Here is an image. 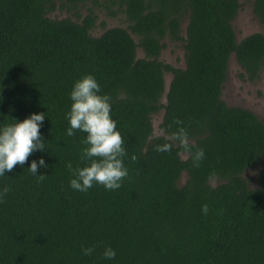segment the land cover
<instances>
[{
	"label": "trees",
	"instance_id": "trees-1",
	"mask_svg": "<svg viewBox=\"0 0 264 264\" xmlns=\"http://www.w3.org/2000/svg\"><path fill=\"white\" fill-rule=\"evenodd\" d=\"M251 4L263 31L238 39L239 0H0V129L45 113L48 148L0 176V190L11 189L0 203V264H264V119L222 98L232 54L243 79L264 70V0ZM59 8L76 18L51 16ZM98 12L126 25L94 35ZM168 42L183 43L184 66L161 58ZM89 74L125 140L129 176L117 190L70 187L66 164L85 166L88 145L86 133L67 135L66 116L74 83ZM175 119L192 153L204 149L201 167L166 139ZM164 143L170 154L155 151ZM41 158L42 182L28 170ZM107 247L115 259H104Z\"/></svg>",
	"mask_w": 264,
	"mask_h": 264
},
{
	"label": "clouds",
	"instance_id": "clouds-1",
	"mask_svg": "<svg viewBox=\"0 0 264 264\" xmlns=\"http://www.w3.org/2000/svg\"><path fill=\"white\" fill-rule=\"evenodd\" d=\"M100 93V84L90 74L77 80L70 93L72 104L66 116L70 124L67 135L74 136L77 131L87 134L83 143L88 147L81 154L85 166L74 168L71 162L66 164L73 177L70 187L80 192H87L96 184L107 190H117L129 176V170L124 165V157L127 155L125 140L117 130V121L111 116V97ZM44 120L45 113H34L22 122L16 120L0 129V176H4L6 171H14L17 165L23 167L34 152L48 150L40 132ZM173 123L179 127L166 139L177 142L179 148L192 155L193 167H201L205 159L204 149L196 148L192 153L195 145L190 141L187 128L182 126L183 121L175 119ZM173 147V143L158 144L155 151L170 154ZM131 159L135 161L138 158L132 155ZM41 166L47 167L43 158L39 163L33 160L28 170L42 182L47 175H37ZM10 190L9 186L0 190V203L5 201ZM202 212L208 214L207 204L202 206ZM94 251V247H87L83 249V254L91 256ZM103 257L113 260L116 252L107 247Z\"/></svg>",
	"mask_w": 264,
	"mask_h": 264
},
{
	"label": "rangeland",
	"instance_id": "rangeland-1",
	"mask_svg": "<svg viewBox=\"0 0 264 264\" xmlns=\"http://www.w3.org/2000/svg\"><path fill=\"white\" fill-rule=\"evenodd\" d=\"M241 3V8L233 21L235 32L238 39L251 34L256 31H263V27L259 20L255 17L251 0H239ZM82 15L86 13L85 9L81 10ZM99 18L97 25L93 28L92 33L94 35H100L104 29L116 25H126L124 16L119 14V16L111 17L105 12H98ZM51 16L55 17H72L76 16L72 12H68L65 9H56L51 13ZM104 22V25L101 23ZM185 28V24L183 27ZM139 55H142V51L139 50ZM161 58L174 66H184L185 56L184 48L182 42H168L164 50L162 51ZM242 69L235 59V55L232 54L228 65V75L227 79L223 84L222 98L230 105H238L250 109L255 112L260 118L264 119V70L261 77L255 81H250L243 79L240 76ZM172 73L167 72L165 74L166 91L168 85L171 81ZM165 91V92H166ZM163 101H165V96L163 95ZM163 111L154 115L153 126L154 133L161 134L159 129V124L161 122ZM183 158L187 157V153H182ZM259 166H264V159L261 161ZM245 175L249 178H254L255 170H247ZM186 174L184 173L181 181L186 179ZM251 184L255 185L254 179L251 180Z\"/></svg>",
	"mask_w": 264,
	"mask_h": 264
}]
</instances>
